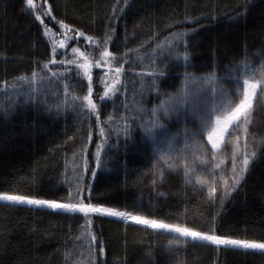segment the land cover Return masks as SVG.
<instances>
[{"label":"trees","instance_id":"obj_1","mask_svg":"<svg viewBox=\"0 0 264 264\" xmlns=\"http://www.w3.org/2000/svg\"><path fill=\"white\" fill-rule=\"evenodd\" d=\"M34 2L38 10L35 13L26 10L25 0H0V88L6 84H22L19 77H30L34 70L39 72L44 63L52 59L51 40L44 35V25L52 32L60 33L62 29L56 21L62 20L101 42V46L96 47L84 38L69 41L66 58L77 59L80 63L83 60L72 56V48H79L90 58L99 60L106 33L113 35L107 48L117 57L127 49H137L145 43L144 48L123 57L130 61L124 65L123 76L127 95L122 88L114 98L115 108L112 101L100 104L99 100L104 91L100 79L107 69L92 70L96 93L93 98L101 106V121H107L110 115L120 121L123 114L133 126V139L127 152L122 135L119 148H107L105 159L110 157L111 160L93 177L91 169L96 168L95 152L101 142L96 117L85 119L78 110L72 109L62 110L59 114L54 107L51 112L46 111L45 100L48 105H55L63 99V82L57 83L53 78L51 85L40 86L41 97L37 103H17L14 114L0 118V192L36 195L63 202L70 189L76 190L77 177L81 176L84 186L81 195L86 202L170 223L186 221L189 226L203 231L209 230L215 217L218 235L264 241V156L250 166L245 180L237 191L225 198L222 206V184L216 182L217 194L213 201L208 189L186 183L181 168L170 171L161 165L165 169L163 181L156 177L157 183L153 186L155 156L139 127L146 115L134 110L141 102L150 109L163 98L147 91L141 96L139 91V82H150L151 78L138 73L153 70L151 60L157 61V70H164V66L169 65L166 78L159 80L162 92H173L180 84L185 71L183 61L176 63L166 59L162 51L152 52L156 44L172 32L199 29L195 34L190 32L186 38L192 64L187 71L197 76L212 71L214 62L220 64L219 74L225 75V65L239 62L245 56L252 62V67L258 69L264 62V0H134L119 19L112 14L117 0ZM123 2L120 0V6ZM49 5L52 15H42V25L35 15L42 14ZM197 18L198 24L190 22ZM174 21L180 23L168 27ZM112 28H115L114 34ZM61 38L57 37V42ZM145 56L146 59H141ZM55 59H65V50H59ZM122 62L117 61L113 67H119ZM50 67L54 72L64 71L61 65ZM43 74L47 75V72ZM74 76L73 72V83L76 82ZM222 83L233 87L227 81ZM75 91L81 96L86 94L87 80L83 81L82 89ZM89 126L94 133L91 142L88 141ZM104 126L109 135L108 145H116V123ZM187 127L197 126L189 121ZM249 132L250 141L253 137L264 138V99L257 100ZM84 145H87V152L82 151ZM229 145L223 149L228 160L232 149ZM85 158L88 160L87 171ZM90 219L94 221L92 232L105 246V255L99 257L100 264H264V254L260 252L224 246L217 249L189 243L187 247L180 246L177 251L169 252L167 245L171 235L158 234L146 226L99 214H93ZM85 223L83 214L54 212L34 206L0 205V264H73L80 247L86 243V239L75 240L82 235ZM70 250L72 255L66 258L65 253Z\"/></svg>","mask_w":264,"mask_h":264},{"label":"snow or ice","instance_id":"obj_2","mask_svg":"<svg viewBox=\"0 0 264 264\" xmlns=\"http://www.w3.org/2000/svg\"><path fill=\"white\" fill-rule=\"evenodd\" d=\"M134 0H124L123 6H120V0L113 6V15L119 19L131 6ZM47 3V0H44ZM26 10L37 12V6L34 0H25ZM119 7V12H117ZM242 14H246L242 13ZM239 14V15H242ZM51 16L52 9L49 5L42 14H36L35 19L44 25L41 16ZM52 19L56 18L52 16ZM216 19V17H211ZM62 31L54 33L47 25H44V35L51 40L52 59L44 63L43 68L38 72L34 70L31 76L19 77V81H23L28 86L26 103L30 100L33 103L38 102V96L42 91L41 85L53 83V78L57 83L63 82V99L55 105H46L45 110L51 112L53 107L59 114L62 110L72 109L79 112V114L89 119L94 115L96 117V126L99 128V135L101 142L97 144L95 152L96 168L91 169L93 177L96 176L97 170L110 162L111 158L105 159L107 155V148H119V137H124V150L127 152L129 142L132 141L133 126L129 123L126 116L121 114L120 121L116 120L115 116L110 115L107 121L102 122L101 106L107 101H112L115 108V100L117 94L121 89L125 90L127 95V86L123 80L124 65L129 63L128 60H123L124 56H128L133 52L139 51L145 47V43H141L137 49H127L121 57H117L113 52L109 51L107 45L113 41V35L105 34L103 39V51L100 53L101 59L95 60L90 58L89 54L81 52L79 48H72V56L79 57L83 63L78 62L77 59H67L66 49L69 46V41L79 40L84 38L89 45L101 46V42L92 36H86L85 33L79 29H74L71 25L64 23V21H56ZM192 23H199L198 18L190 21ZM179 21H174L168 27H174ZM199 31L198 28L190 31H176L170 33L164 41L157 43L156 47L152 49L153 53L162 51L165 53V58H170V61L179 63L183 61L185 72L183 79L178 86L177 91L162 92L160 90V78H166L169 65L164 66V70H157V61L151 60L150 65L153 70L142 71L138 73L142 77H150L151 80L140 81V94L143 96L144 92H152L157 97H163L159 103L148 109L141 102L136 104L134 110L140 114L148 115V120L141 119L139 124L140 129L144 134V138L152 145L155 162L153 163V186L156 185L159 177L163 181L165 169L161 165L166 166L167 170L178 171L180 165H183L184 176L186 183H192L190 176L195 172V167L190 166L188 162L189 153L194 158L192 163L199 161L200 164L211 163L212 180L196 177V183L203 186H208L209 198L213 201L216 198V176L215 171L221 169L223 160L220 163H215L218 156L222 153L227 144L232 145L231 152V170L230 179H226L223 175L220 179L223 180L224 195L220 197L221 206L225 198L237 191L242 181L245 180L250 166L256 162L258 158L264 156V138L259 140L254 137L249 140L250 126L253 121V114L256 109L258 99H264V62L260 67L253 68L252 62L247 58L239 62L225 65V75L219 74L220 64L214 62L213 70L209 73L197 76L194 72H189L187 69L192 67L190 44L186 39L190 32L195 34ZM115 33V28L111 29ZM51 33V36L49 35ZM67 33H74L69 36ZM57 37H62L57 42ZM151 39V38H150ZM181 46L183 51H181ZM65 50V59L57 61L55 59L59 50ZM142 57L141 59H146ZM117 61H123L119 67H113ZM50 65H61L64 67L63 72H54ZM104 67L107 70L100 79V83L104 85L103 94L99 95L100 104L94 100V76L93 68ZM47 75H44V72ZM73 72L75 73V83L73 80ZM258 73V76H257ZM87 80V92L84 95H78L76 89H82L83 81ZM222 81H227L233 87H226ZM7 87V84H6ZM135 96V94H134ZM16 103L6 101L0 103V118H7L16 111ZM128 109L127 103L124 105ZM163 117V119H161ZM183 119L185 126L182 130L171 132L169 125L165 121L175 120L177 123ZM191 121L196 123L195 129L187 127V123ZM116 123L115 131L118 137L116 145H108V131H106L105 124L111 125ZM233 133H240L236 135L235 139H230ZM93 131L89 126L88 141L91 142L93 138ZM206 137V139H205ZM183 139V146L177 147ZM241 139H243V146H241ZM210 145V147H209ZM82 151L87 152V145H84ZM208 153H211V160L208 159ZM179 161V163H176ZM85 170H88V160H84ZM82 177H77L76 190H69L67 197L62 202L57 199L39 198L36 195L29 194H10L9 192H0V205L8 207L16 206H34L37 208H46L54 212L83 214L86 223L82 226L84 231L82 235L75 237L77 241L86 239V243L79 249V256L73 261V264H100L99 257L105 255L104 243L99 240L97 235L92 232L91 228L94 223L90 217L93 214L101 216L119 218L124 221H131L137 225L146 226L158 234L171 235L172 239L168 241L169 252L177 251L180 246L187 247L189 243L202 244L204 246H215L219 249L221 246L231 248L233 250H243L245 252L251 250L253 252H260L264 254V241L255 239H236L228 236L216 234L215 231V217L212 219V226L208 231L199 230L194 226H189L185 221L180 222H166L164 219L150 218L147 215L133 214L129 211H122L112 207H105L102 204H94L86 202L82 198L83 184ZM90 188V185H89ZM158 195L163 196L164 193ZM71 250L65 253L66 258L71 257Z\"/></svg>","mask_w":264,"mask_h":264},{"label":"rangeland","instance_id":"obj_3","mask_svg":"<svg viewBox=\"0 0 264 264\" xmlns=\"http://www.w3.org/2000/svg\"><path fill=\"white\" fill-rule=\"evenodd\" d=\"M182 79H183V76H182L181 80ZM181 80H180V84H181ZM176 91H177V89L175 91H173L172 93H174ZM27 92H28V86L25 82H23L20 85L1 87L0 88V103H4L6 101L15 102L16 104L21 103V102H25L27 100V95H26ZM38 97H41V95H39ZM158 103H159V101L156 104H158ZM148 119H149V116L146 115V118L144 120L146 121ZM161 119H163V117H161ZM165 123H167L169 125L171 132L180 131L185 126V122L183 119H181L178 123L175 120L165 121ZM188 128L195 129L196 127H194V128L188 127ZM236 135H240V133H233V136L231 137V139L234 140ZM205 139H206V137H205ZM240 143H241V146H243V139H241ZM182 146H183V139L181 138L180 143L177 145V147L179 148ZM229 146L232 147L231 144ZM209 147H210V145H209ZM231 152H232V149H231ZM193 159L194 158L189 153L188 162H189L190 166L195 167V172H193L190 176L192 183L197 184L196 183V177L197 176H200L201 178L207 179L208 181L211 182V180H212V175L210 174L211 163L200 164L199 161L197 160V161H195V163L193 165V163H192ZM208 159L211 160V153H208ZM221 160H223V165H222L223 171L221 169H217L215 171V176H216V182H219V184L223 185V180L220 179V177L223 175L224 178L230 179V174H231L230 170H231L232 165H231V158H229V160H228V158L225 155L224 150L218 156L215 163H220ZM176 163H179V161H176ZM179 168H181L184 171L183 165H180ZM197 185H199V184H197ZM203 187L208 189V186H203Z\"/></svg>","mask_w":264,"mask_h":264}]
</instances>
